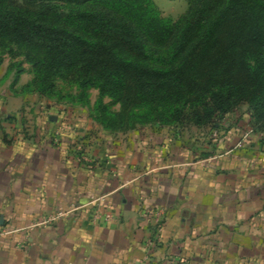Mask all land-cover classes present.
Wrapping results in <instances>:
<instances>
[{
    "label": "crops",
    "instance_id": "1",
    "mask_svg": "<svg viewBox=\"0 0 264 264\" xmlns=\"http://www.w3.org/2000/svg\"><path fill=\"white\" fill-rule=\"evenodd\" d=\"M5 122L0 264H250L259 250L264 173L243 151L215 160L226 140L210 130L88 133L76 154L53 118Z\"/></svg>",
    "mask_w": 264,
    "mask_h": 264
},
{
    "label": "trees",
    "instance_id": "2",
    "mask_svg": "<svg viewBox=\"0 0 264 264\" xmlns=\"http://www.w3.org/2000/svg\"><path fill=\"white\" fill-rule=\"evenodd\" d=\"M5 56L21 60L13 85L30 65L24 93L85 107L110 134L220 133L247 106L264 143V0H192L178 20L153 0H0V68Z\"/></svg>",
    "mask_w": 264,
    "mask_h": 264
},
{
    "label": "rangeland",
    "instance_id": "3",
    "mask_svg": "<svg viewBox=\"0 0 264 264\" xmlns=\"http://www.w3.org/2000/svg\"><path fill=\"white\" fill-rule=\"evenodd\" d=\"M158 6L161 14L165 18H171L178 20L181 16L186 14L190 8L192 0H153ZM10 57L5 56L4 63L0 68V119L5 120L7 124L8 120H15L21 122L36 121L37 119L48 120L53 118L61 124H64L65 128L69 131H73L74 138H72L75 144L76 154H79L83 149L78 147L81 142L90 136L108 135L110 133L104 131L97 123H95L90 115L89 110L80 105L70 103L68 101H60L58 99L50 100L45 97H41L36 94H26L23 92V88L33 79L30 65L23 63L22 68L25 70L20 76L18 83L13 85L16 71L12 74L8 72L9 67L14 62ZM59 89L64 94H75L76 90L64 82L59 83ZM99 98V92L97 90L90 91V99L92 105L96 103ZM106 103H110L109 99H105ZM115 109H118L115 107ZM248 107L242 106L239 110L229 115L223 123H221V132L215 133L210 130L209 136L211 139L224 138L226 141L217 149L214 153V159L217 161L226 160L228 157L232 158L234 155L240 157V153L246 152L252 154L250 157V168L257 167L264 173V155H259L257 152L264 150V143L261 136L255 135L251 132L248 124ZM23 124V123H22ZM6 128V126H5ZM22 128V126L20 127ZM19 127L17 128V130ZM59 132L63 131L62 128H58ZM201 136L204 132H200ZM190 131L186 132V135H190ZM61 136V133H58ZM204 136V135H203ZM66 138H69L66 136ZM71 140V138H69ZM254 154H253V153ZM264 154V151H263ZM259 155V158L257 156ZM261 223L260 229V247L259 250H255L252 246L248 250L249 263L264 264V218L259 219ZM258 244V241L255 240ZM255 243V244H256ZM256 246V245H255Z\"/></svg>",
    "mask_w": 264,
    "mask_h": 264
},
{
    "label": "built area",
    "instance_id": "4",
    "mask_svg": "<svg viewBox=\"0 0 264 264\" xmlns=\"http://www.w3.org/2000/svg\"><path fill=\"white\" fill-rule=\"evenodd\" d=\"M60 215H61V214H60ZM59 217H60L59 214H58V215H55V216L52 217L51 220H56V219L59 218ZM104 217H105L107 220L112 219V216L109 215V214L105 215ZM100 218H102L101 214H96V215H95V219H100Z\"/></svg>",
    "mask_w": 264,
    "mask_h": 264
}]
</instances>
